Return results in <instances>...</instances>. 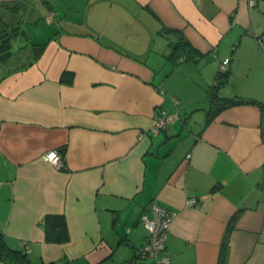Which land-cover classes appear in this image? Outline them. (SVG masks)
I'll use <instances>...</instances> for the list:
<instances>
[{"label":"crops","instance_id":"1","mask_svg":"<svg viewBox=\"0 0 264 264\" xmlns=\"http://www.w3.org/2000/svg\"><path fill=\"white\" fill-rule=\"evenodd\" d=\"M0 31L10 248L30 264H150L136 250L156 201L175 213L166 264H219L236 213L224 264H264V110L225 104L264 103V0H0ZM50 214L67 241H45Z\"/></svg>","mask_w":264,"mask_h":264},{"label":"built area","instance_id":"2","mask_svg":"<svg viewBox=\"0 0 264 264\" xmlns=\"http://www.w3.org/2000/svg\"><path fill=\"white\" fill-rule=\"evenodd\" d=\"M257 0H248L250 6L255 5ZM54 19V12L52 10L46 15L47 21ZM260 51L264 56V42L260 45ZM229 59H225L220 63V71L227 69ZM172 119V116L165 111H161L154 123L153 129H163L166 124ZM46 159L56 167L63 166L62 155L60 151L52 149L45 154ZM193 199H188L187 203L192 204ZM151 216L146 213L141 215V219L148 229V235L144 243L136 250V256L138 258L150 259V264H166L168 257L162 255V251L165 248L166 236L170 225L175 217V213L166 207L158 204L156 201H152L148 205ZM0 264H3L0 261ZM131 264V263H130Z\"/></svg>","mask_w":264,"mask_h":264},{"label":"trees","instance_id":"3","mask_svg":"<svg viewBox=\"0 0 264 264\" xmlns=\"http://www.w3.org/2000/svg\"><path fill=\"white\" fill-rule=\"evenodd\" d=\"M10 33H3L0 31V53L6 54L9 47ZM182 38V37H181ZM34 48H42L43 45H33ZM188 44L182 38L180 43H177L173 49L172 55H180L182 52L188 50ZM254 103L257 104L262 110H264V103L257 102L255 100H248L244 98H228L225 101L226 105L235 103ZM238 217V213L234 214L230 219L227 230L224 234V241L222 243L220 251V261L219 264H224L225 254H226V239L229 231L233 228L235 220ZM42 225L44 227L45 241L53 243H62L68 240V231L66 226L65 218L59 214L47 215ZM0 261L3 264H30L26 254L20 250L10 248L2 235H0Z\"/></svg>","mask_w":264,"mask_h":264},{"label":"rangeland","instance_id":"4","mask_svg":"<svg viewBox=\"0 0 264 264\" xmlns=\"http://www.w3.org/2000/svg\"><path fill=\"white\" fill-rule=\"evenodd\" d=\"M48 13H49V12H48ZM48 13H47V14H48ZM53 20H54V19H53Z\"/></svg>","mask_w":264,"mask_h":264},{"label":"water","instance_id":"5","mask_svg":"<svg viewBox=\"0 0 264 264\" xmlns=\"http://www.w3.org/2000/svg\"><path fill=\"white\" fill-rule=\"evenodd\" d=\"M196 1H199V0H196Z\"/></svg>","mask_w":264,"mask_h":264}]
</instances>
